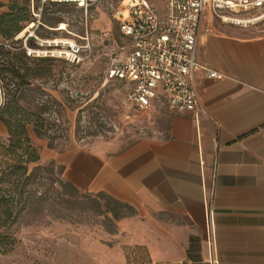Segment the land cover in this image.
Wrapping results in <instances>:
<instances>
[{"label":"crops","instance_id":"obj_1","mask_svg":"<svg viewBox=\"0 0 264 264\" xmlns=\"http://www.w3.org/2000/svg\"><path fill=\"white\" fill-rule=\"evenodd\" d=\"M150 2L164 17V0ZM100 14L111 30L115 23ZM119 39L121 49L120 32ZM197 59L220 75L197 72L207 119L197 123L191 113L155 103L152 110L163 107L168 121L160 137L117 150L71 144L41 157L62 168L79 192L134 210L119 220L120 231L128 246L145 251L144 264H210L204 199L212 186L218 264H264V23L245 29L207 14ZM6 135L0 124V136Z\"/></svg>","mask_w":264,"mask_h":264},{"label":"rangeland","instance_id":"obj_2","mask_svg":"<svg viewBox=\"0 0 264 264\" xmlns=\"http://www.w3.org/2000/svg\"><path fill=\"white\" fill-rule=\"evenodd\" d=\"M17 1L22 6L29 1L31 7V0ZM11 2L0 4V15L8 11ZM33 5L38 17L30 8V22L7 43L13 52L24 49L25 43L32 50L41 49L44 42L42 49L48 52L56 50L49 47H60L54 42L76 40L86 47L80 64L45 58L52 60L42 65L50 68L52 76L23 89V107L39 113L45 121L44 137H37L34 129L28 128L41 155L45 157L48 149L62 153L71 144L117 150L142 138L162 136L168 122L163 107L149 112L135 110L119 83L105 82L111 61L122 58L117 27H103L107 19L95 9L86 12L74 4L43 0H33ZM50 163L41 160L45 171L38 176L45 180H41L40 188L36 184L32 187L49 200L32 205L10 230L16 246L8 255L0 256V264H144L145 251L126 244L120 221L108 210V197L79 191L62 195V185L68 182L62 168L55 165L51 169Z\"/></svg>","mask_w":264,"mask_h":264},{"label":"built area","instance_id":"obj_3","mask_svg":"<svg viewBox=\"0 0 264 264\" xmlns=\"http://www.w3.org/2000/svg\"><path fill=\"white\" fill-rule=\"evenodd\" d=\"M74 4L88 12L106 13L125 40L122 58H114L105 74L106 83H120L126 89V101L138 110L149 112L155 103H163L174 114L191 113L200 123L207 119L206 109L197 91V72L209 79L220 75L197 59L198 41L209 14L214 20L239 28L264 23V0H164L165 16L150 0H43ZM35 17V9L31 5ZM60 28V26H59ZM85 41V40H84ZM66 47H49L48 52L29 49L27 57L54 58L80 64L86 47L76 40ZM7 47H10L9 45ZM48 47V46H47ZM214 188L205 195V231L210 264H218L215 248Z\"/></svg>","mask_w":264,"mask_h":264},{"label":"trees","instance_id":"obj_4","mask_svg":"<svg viewBox=\"0 0 264 264\" xmlns=\"http://www.w3.org/2000/svg\"><path fill=\"white\" fill-rule=\"evenodd\" d=\"M28 3L26 1L22 6L17 0H13L8 11L0 15V92L3 96L0 124L7 129V138L0 137V256L8 255L14 250L16 240L10 230L21 216L32 205L49 200L38 189L32 190L34 184L40 188L41 180H45L38 176L45 168L41 165L40 150L28 132V128L32 127L37 137H44L45 121L39 113L25 109L21 101L23 89L32 86L33 81L52 76L50 68L42 66L52 60L29 58L24 49L13 52L14 48L10 45L7 47V43L13 41L30 22L31 7ZM32 64H35L34 67L30 66ZM32 165L36 167L31 170ZM50 167H55L53 161ZM62 171L63 169L61 174ZM62 187L64 196L78 193L69 183ZM108 200V210L114 220L134 214V210L127 205L110 197Z\"/></svg>","mask_w":264,"mask_h":264},{"label":"bare ground","instance_id":"obj_5","mask_svg":"<svg viewBox=\"0 0 264 264\" xmlns=\"http://www.w3.org/2000/svg\"><path fill=\"white\" fill-rule=\"evenodd\" d=\"M68 44H70L69 42H65V41H62V42H54L53 45L55 46H60V47H66ZM52 45V44H50Z\"/></svg>","mask_w":264,"mask_h":264}]
</instances>
